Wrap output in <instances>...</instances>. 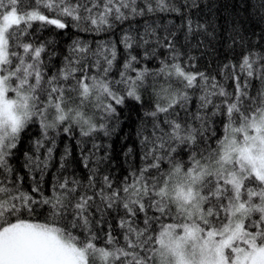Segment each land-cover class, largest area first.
<instances>
[{
	"label": "snow or ice",
	"instance_id": "snow-or-ice-1",
	"mask_svg": "<svg viewBox=\"0 0 264 264\" xmlns=\"http://www.w3.org/2000/svg\"><path fill=\"white\" fill-rule=\"evenodd\" d=\"M201 5L218 7L212 0H0V264H264V0H239L233 7L245 16L226 30L215 19L194 20ZM159 14L182 23L138 26V18ZM249 20L259 32H248ZM45 26L95 35L119 27L122 62L116 42L93 48L77 35L57 66L49 50L56 42L37 35ZM179 29L201 56L218 59L224 49L216 74L182 51ZM134 105L146 108L136 132L143 163L117 179L105 166L110 145L98 141L113 136L121 110ZM61 136L75 140L86 182L62 175L73 155L66 142L46 194ZM25 140L26 176L14 166ZM132 154L128 148L125 156ZM38 209L47 212L43 223L34 219Z\"/></svg>",
	"mask_w": 264,
	"mask_h": 264
},
{
	"label": "trees",
	"instance_id": "trees-1",
	"mask_svg": "<svg viewBox=\"0 0 264 264\" xmlns=\"http://www.w3.org/2000/svg\"><path fill=\"white\" fill-rule=\"evenodd\" d=\"M176 2H179V0H176ZM215 4L218 5V7L212 9L210 12L204 5H201V9L193 10L192 12V18L194 20H200L201 22H204L205 20L215 19V23L221 28V29H228L230 27V24L233 19H241L245 16V13L241 10L240 7H233V5H238L239 0H212ZM213 13H215V17H213ZM239 14V15H237ZM49 15H52L49 13ZM159 18V22L161 24L166 23L167 21L171 20L174 22L175 25H179L182 23L181 17L175 15V14H159L158 17H146V18H138L137 24L138 26H142L144 23V20L147 19L149 22L152 20H156ZM127 25L125 24L124 27ZM38 27V24H34L33 28ZM245 27L247 28L248 32L250 33L252 28L255 27L256 31L259 32L260 29L257 27L251 20H249ZM37 35L41 37L44 40H53L55 41V45H50L49 50L51 51L53 47H55L57 52V57L54 60V63L59 66L61 61L65 56L68 55V46L71 44L72 40L77 38V35L79 38L85 42H87L89 45H91L93 48L96 47V44L99 42H105V41H113L117 43L118 53L120 54L118 56V63L122 62V54H123V47L119 45L118 41L120 38V28H116L114 32H104L99 35L80 32L76 33L75 31H69L67 33H62L60 30H56L54 26H45L44 30L41 32H38ZM256 37H253V40H255ZM177 40L181 45H184L183 40V29H179L177 32ZM196 40L192 41V44H195ZM213 45H215V42H212ZM182 51L185 53H191L192 55L201 57L199 60L196 61L197 68L199 70H207V71H213V74H216L214 69L216 68V62L219 61H225V55H224V49H220L217 59L216 53H209L207 55L201 56V51L197 50L195 48H191L187 45H184L182 48ZM239 56V49L237 50L236 56L233 57L235 60ZM209 61H215L211 67L206 69V65L209 63ZM158 63L156 61H149V67H157ZM113 75H116L115 72H113ZM218 79L221 77L218 75ZM229 85V91H231V81L226 82ZM253 83H256L255 81ZM196 109V100L193 98V101L190 105V111H195ZM146 110V108H141L139 105L129 106L121 110V124L119 126V130L110 138H104L101 137V139L98 141L99 143H102L105 146L110 145L109 148H107L108 154L111 157V160L108 165H105L109 168V171L111 174L117 178L122 179L125 177L129 169L138 168L142 165L143 161L141 160V148L139 141L137 139V128L141 124V119L143 117V112ZM38 128H33L29 133L28 136L35 138L38 135ZM78 136V133H77ZM69 143L70 147L72 148L73 155L70 158V167L68 171L62 173V175H70L71 173H75L77 178L82 179L86 182V177L88 174V169L83 167V163L80 158V152L79 148L75 144V140L73 141H66L63 136L58 138L57 141V148L55 151V159L53 161L52 167L49 170V172L44 176V183L43 187L45 189V193H50V186L53 182L54 175L58 172L59 169V157L62 154L64 150L65 143ZM31 147L30 142L28 140H25L22 151L19 156V158L14 161V166L17 167L20 170L21 175H27L26 171L21 167V164L23 162V154L22 152L24 150H28ZM87 147H91L89 144ZM128 148H132L133 154L131 157H126L125 153L127 152ZM105 149H102L99 155H104ZM105 166H102V171ZM37 178H39L37 174ZM23 187L26 191L30 190L31 188V180L25 179ZM42 215H37L34 217L36 222L43 223L45 220V216H47V212L44 209H38ZM113 229L115 232H119L120 230L116 227V220H112Z\"/></svg>",
	"mask_w": 264,
	"mask_h": 264
}]
</instances>
